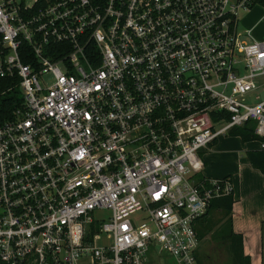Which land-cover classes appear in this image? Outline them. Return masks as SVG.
<instances>
[{
	"label": "built area",
	"instance_id": "obj_1",
	"mask_svg": "<svg viewBox=\"0 0 264 264\" xmlns=\"http://www.w3.org/2000/svg\"><path fill=\"white\" fill-rule=\"evenodd\" d=\"M255 3L0 0L22 94L0 119L1 264H198L194 221L232 191L198 177L204 150L264 136V38L237 28Z\"/></svg>",
	"mask_w": 264,
	"mask_h": 264
},
{
	"label": "crops",
	"instance_id": "obj_2",
	"mask_svg": "<svg viewBox=\"0 0 264 264\" xmlns=\"http://www.w3.org/2000/svg\"><path fill=\"white\" fill-rule=\"evenodd\" d=\"M220 136L204 150V166L198 174L229 177L235 199L233 229L243 234V251L249 254L251 264H264V173L250 164L246 154L241 156V151L262 148L261 141H243L232 134Z\"/></svg>",
	"mask_w": 264,
	"mask_h": 264
},
{
	"label": "trees",
	"instance_id": "obj_3",
	"mask_svg": "<svg viewBox=\"0 0 264 264\" xmlns=\"http://www.w3.org/2000/svg\"><path fill=\"white\" fill-rule=\"evenodd\" d=\"M262 4H264V0H262ZM21 100L22 94L20 92L18 78L0 77V119L11 116L13 109L20 104ZM229 134L239 135L243 141L258 139L264 142V136H257L253 132V123L249 121L243 126L232 127L229 130ZM245 154L250 164L264 173V147L248 149ZM198 177L200 178L202 175L198 174ZM234 201L235 199L232 191L228 194L213 198L207 211L194 221V227L201 240V238L212 229V225L217 223L218 227L216 230L219 229L218 232L220 235L228 240V247L233 264H251L250 256L243 251V234L239 231H235L232 226L231 211ZM210 209L220 211L221 217L216 219V221L212 220V217L204 218Z\"/></svg>",
	"mask_w": 264,
	"mask_h": 264
},
{
	"label": "rangeland",
	"instance_id": "obj_4",
	"mask_svg": "<svg viewBox=\"0 0 264 264\" xmlns=\"http://www.w3.org/2000/svg\"><path fill=\"white\" fill-rule=\"evenodd\" d=\"M238 18V30L245 31L251 29L250 33L253 38H264V4L255 3L248 10L241 9L238 12ZM244 38L251 40L248 36H244ZM225 135L229 136V133ZM220 137L225 136L221 135ZM257 143V140L254 141V144ZM244 154V151H241V156H245ZM107 214V210L95 211V216L97 217L107 216ZM137 215L138 214H135L134 216ZM207 217H212L211 219L216 221V219L221 217V212L210 209L204 216V218ZM217 227V223L212 225V229L201 238L198 251V264H233L228 247V240L220 235L218 232L219 229L216 230ZM147 259L146 264H180L177 263L173 257L165 253L158 255L155 252L149 251Z\"/></svg>",
	"mask_w": 264,
	"mask_h": 264
}]
</instances>
